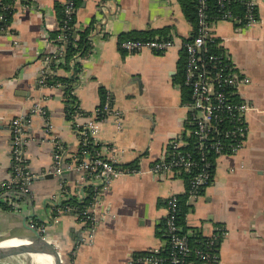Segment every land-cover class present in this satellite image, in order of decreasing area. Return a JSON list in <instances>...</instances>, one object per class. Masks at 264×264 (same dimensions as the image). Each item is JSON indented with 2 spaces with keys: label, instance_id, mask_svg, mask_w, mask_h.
<instances>
[{
  "label": "crops",
  "instance_id": "obj_1",
  "mask_svg": "<svg viewBox=\"0 0 264 264\" xmlns=\"http://www.w3.org/2000/svg\"><path fill=\"white\" fill-rule=\"evenodd\" d=\"M63 3L15 0L10 21H0V182L12 173L15 119L26 120L23 149L28 171L37 176L30 184V201L12 211L0 208V240L30 235L22 222L35 218L48 225L46 238L72 264H138L136 255L166 246L159 226L167 216V200L187 193L183 172L154 174L151 167L165 156L170 140L188 136L192 128L186 108L189 92L182 84L185 55L179 45L192 35L193 24L185 18L181 0H79L72 11L74 26L78 31L92 26L89 51L71 91L75 112L70 115L62 86L38 82L53 60L50 56L65 48L56 46L49 36L58 27L57 4ZM258 16L259 23L251 29L238 20L213 27L218 50L250 81L239 88L238 98L251 103L254 110L246 116L249 130L244 147L213 159L211 183L198 199L186 201L184 231L197 234L205 243L211 241L207 251L214 262L208 264H264V0ZM160 29H167V37L176 44L165 53L129 54L119 47L120 39L131 32ZM59 74L69 77L73 72L60 70ZM100 88L108 93L121 126L118 129L113 118L104 116L97 135L99 149L105 156L116 150L123 174L101 193L93 241L88 243L87 227L73 213L52 221L61 190L82 200L89 195L91 184L85 174L39 176L52 165L54 140L63 146L67 158L79 153L78 129L99 109ZM37 103L48 114L50 134L44 131L43 118L33 111ZM214 235H218L215 240ZM12 259L16 263L8 259L0 264H27L26 258ZM188 264L201 262L191 255Z\"/></svg>",
  "mask_w": 264,
  "mask_h": 264
},
{
  "label": "built area",
  "instance_id": "obj_2",
  "mask_svg": "<svg viewBox=\"0 0 264 264\" xmlns=\"http://www.w3.org/2000/svg\"><path fill=\"white\" fill-rule=\"evenodd\" d=\"M213 1L212 7L210 0H196L193 33L189 38L182 40L179 45L185 55L182 84L189 92L186 108L188 121L192 127L190 134L186 137L179 135L170 140L165 156L157 160L151 167L154 174H173L175 172L192 174L187 194L193 200L198 199L203 189L211 183L213 159L223 155H233L244 147L249 130L246 116L248 112L254 110L251 103L238 98L239 88L248 85L250 81L244 75L238 74L227 57L218 50V38L214 34L213 27L217 22L228 20H238L246 29L257 26L259 23L258 6L261 0ZM73 9V0H65L64 13L68 19L71 18ZM0 21L6 24L4 15L0 14ZM175 45L174 39L153 38L123 40L119 47L129 54L143 50L161 54L174 48ZM79 60L82 62V59ZM43 75L42 71L38 80L40 84H43L45 79ZM60 86L61 84L56 85V87ZM33 111L39 113L43 118L44 131L50 134L51 125L47 112L39 103L35 105ZM99 112H103L105 117L113 118L117 128H120L119 114L110 107L109 99H106L102 109L96 110L93 119L89 120L83 129H78L82 138L80 153L72 158H67L63 146L54 140L52 165L45 172V174L60 178L66 172L76 171L85 174L90 182L91 199L87 207L79 209L60 205L62 201L70 198L67 190H61L58 204L56 203L54 207L56 217L52 219L53 222H57L59 215L73 213L79 223L87 227L86 241L88 243L93 241L97 223L96 208L101 193L110 187L115 178L123 174V171L118 169L120 158L117 156L116 150H113L114 148L109 151L107 156L101 154L102 148L93 151L87 149L91 142L95 146L100 145L97 135L100 122L104 117L98 118ZM25 123L26 120L20 119H15L12 122L11 169L14 174L10 179L0 182V202L7 203L15 209L21 203L13 201V190L19 189L31 199L29 186L32 180L37 177L28 169L26 170L24 166L26 158L23 148L27 129ZM191 137L194 139L193 150H195L197 158L193 152L187 151ZM128 172L135 174L137 171L129 170ZM77 200L79 203L83 201L82 197ZM166 207L165 222L169 245V264H188L191 255L197 257L201 264L214 262L213 257L207 251L211 241L204 242L203 249L195 248L191 242L193 235L182 232L178 225V196H170ZM28 225L36 229L33 220ZM47 227V224L42 223L36 230L46 238ZM217 237L218 235H214L212 239L215 240ZM160 250L154 249L145 253L144 256L135 257L134 262L162 264L164 259L160 257Z\"/></svg>",
  "mask_w": 264,
  "mask_h": 264
},
{
  "label": "trees",
  "instance_id": "obj_3",
  "mask_svg": "<svg viewBox=\"0 0 264 264\" xmlns=\"http://www.w3.org/2000/svg\"><path fill=\"white\" fill-rule=\"evenodd\" d=\"M14 1L15 0H0V14L4 15V19L7 23L11 19V15L14 11ZM74 6L78 4L79 0H73ZM182 3V10L184 13L185 18L191 23L195 24V6H196V0H181ZM210 4L213 7L214 1L210 0ZM57 21H58V27L54 30L49 32L50 40L53 41V43L56 46L61 47L64 45V50L62 53H55L54 55L50 56L51 62L49 61L48 66H46L44 70V81L43 84L47 86H56L57 84H61L64 93L68 96L67 102V111L70 113V115L75 112V108L71 106L75 102V97L71 95V91L73 89V84L77 82L78 74L81 73L82 69V62L79 59H83L86 57L87 52L89 51V35L91 32V26H88L87 28L83 30H76L75 28V20L73 14L71 15V18L68 19L64 13L65 10V4H57ZM3 24V22H2ZM155 36H158L160 39H170L167 37V29H160V30H153L150 32H131L127 34L126 36L122 37L120 40H127V39H140V40H147V39H153ZM218 51V50H217ZM60 52V50H59ZM60 70L64 72L72 71V76H63L59 74ZM108 93L103 89L100 88L99 95H100V106L98 107L99 110L102 109L103 104L107 98ZM187 98H184V101H186ZM111 102V101H110ZM105 114L103 112H99L98 118L104 117ZM69 117V116H68ZM67 117V118H68ZM193 142L194 139L191 137L189 139V145L188 150L194 153L195 158H197V154L195 150H193ZM100 147V145H94L92 142L88 144L87 149L90 151L97 150ZM80 153V151H79ZM78 153V154H79ZM80 156V155H78ZM24 166L27 167V160H25ZM123 168H127L123 166ZM12 170V169H11ZM14 173H11L10 178L12 177ZM185 178L187 180V186L189 187V180L192 177V174H185ZM31 185L29 186L30 189ZM188 189V188H187ZM13 201L17 203L27 202L30 201L29 196L23 194L19 189L13 190ZM91 199V193L86 196L82 203H79L76 197L71 196L65 201H62L60 205L62 206H71L79 209H83L88 206ZM188 199V194L185 193L184 195L178 196V216H177V222L180 227H182V232H185V215L188 211V206L186 204V201ZM59 205V206H60ZM57 206V208H59ZM0 207L4 211H12L14 210V207L9 206L7 203L0 202ZM33 222L36 224V229L39 228L40 225H42L41 221H38V219H32ZM161 230V234L164 235L166 239V246L160 250V257L164 259V262L162 264H169V245H168V238L166 235V222L165 220L161 225L159 226ZM192 246L195 248L201 247L203 249L205 240L198 236L197 234L192 236L191 239ZM145 253H141L136 255L138 256H144Z\"/></svg>",
  "mask_w": 264,
  "mask_h": 264
},
{
  "label": "water",
  "instance_id": "obj_4",
  "mask_svg": "<svg viewBox=\"0 0 264 264\" xmlns=\"http://www.w3.org/2000/svg\"><path fill=\"white\" fill-rule=\"evenodd\" d=\"M53 176L51 174H45L44 176H40V178L51 179ZM10 179V178H9ZM34 178L33 180H36ZM27 218L23 219V226L31 232V237L27 239H31L34 243L32 247L22 246L17 247L16 250H12L10 252H4L0 250V262L12 259V258H25L32 255H44L52 257L56 260V264H72L69 256L64 255L61 250L55 246L52 242L46 239L42 234H40L36 229L30 227L27 223ZM18 240H24L23 238H18Z\"/></svg>",
  "mask_w": 264,
  "mask_h": 264
},
{
  "label": "bare ground",
  "instance_id": "obj_5",
  "mask_svg": "<svg viewBox=\"0 0 264 264\" xmlns=\"http://www.w3.org/2000/svg\"><path fill=\"white\" fill-rule=\"evenodd\" d=\"M33 245L34 243L31 239H24V240L10 239L5 242H0V250L4 252H10L13 249L16 250L17 247H22V246L32 247ZM30 257L32 259V264H45V262H48V264H56V260L49 256L32 255Z\"/></svg>",
  "mask_w": 264,
  "mask_h": 264
},
{
  "label": "rangeland",
  "instance_id": "obj_6",
  "mask_svg": "<svg viewBox=\"0 0 264 264\" xmlns=\"http://www.w3.org/2000/svg\"><path fill=\"white\" fill-rule=\"evenodd\" d=\"M29 237H31V233H30V235H28L27 233H25V234H23V236H16V237H6V238H2L1 240H0V242H5V241H7V240H10V239H18V238H23V239H27V238H29ZM26 259L24 260L27 264H31L32 263V259H31V257L30 256H28V257H25ZM8 260V259H7ZM7 262V261H6ZM8 262H10V263H16L15 261H14V259H9L8 260ZM9 263V264H10ZM5 264V263H4Z\"/></svg>",
  "mask_w": 264,
  "mask_h": 264
}]
</instances>
